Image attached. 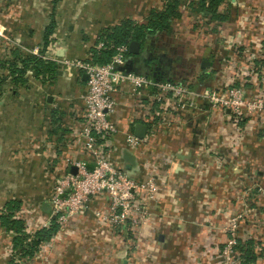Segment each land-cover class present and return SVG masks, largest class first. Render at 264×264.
<instances>
[{
	"label": "crops",
	"instance_id": "1",
	"mask_svg": "<svg viewBox=\"0 0 264 264\" xmlns=\"http://www.w3.org/2000/svg\"><path fill=\"white\" fill-rule=\"evenodd\" d=\"M173 2L177 15L139 41L129 69L195 92L234 85L252 95L264 88L257 82L264 73V0H228L213 17L198 0H0V264H217L226 227L239 214L240 264H264V113L236 123L205 101L173 111L145 93L132 96L126 85L112 95L119 132L99 143L133 179L156 181L148 225L132 232L102 224L95 213L108 198L100 194L56 239L30 257L15 255L16 234L5 219L30 234L48 218L52 187L72 173L71 161L91 166L78 138L87 80L62 61L87 60L103 31L142 24ZM248 56L257 77L248 75ZM136 124L147 127L145 142L130 151L124 136ZM124 151L136 157L131 170Z\"/></svg>",
	"mask_w": 264,
	"mask_h": 264
},
{
	"label": "built area",
	"instance_id": "2",
	"mask_svg": "<svg viewBox=\"0 0 264 264\" xmlns=\"http://www.w3.org/2000/svg\"><path fill=\"white\" fill-rule=\"evenodd\" d=\"M234 39V50L240 47L243 29H239ZM97 48L104 43L98 41ZM36 54V53H35ZM37 55V54H36ZM128 57V46L115 47V53L110 61L95 64L87 60H64L63 68H79L87 75V90L83 96L84 120L78 133L83 141V148L91 158V166L84 161H71L75 173L61 176L52 187L50 196V213L47 219L41 220L38 228H49L54 220L58 225L51 240L56 239L61 232L84 215L88 201L100 194L108 198V205L103 212H96L95 217L104 225L125 230H140L148 225L151 217L148 204L156 194V181L148 177L144 181H137L124 170H120L114 163L108 151L105 152L100 139L116 135L119 130L111 120L115 102L113 92L117 86L126 85L132 96L140 98L142 93L151 103L161 107L170 106L173 111L196 109L200 101H205L209 109L229 111L232 122L264 113V88H257L252 95H247L242 86L226 85L222 89L208 88L200 92L192 91L188 85L169 81L154 80L132 71L123 70ZM248 75L257 77L258 72L253 65L252 57L246 59ZM257 81V78H256ZM258 83H264V73ZM199 102V103H198ZM145 142L132 133H126L124 144L130 151H137ZM241 214L230 220L226 227L228 238L220 251V261L217 264H240L242 253L238 247V228ZM38 218V217H37ZM35 217H31L29 224L33 226Z\"/></svg>",
	"mask_w": 264,
	"mask_h": 264
},
{
	"label": "trees",
	"instance_id": "3",
	"mask_svg": "<svg viewBox=\"0 0 264 264\" xmlns=\"http://www.w3.org/2000/svg\"><path fill=\"white\" fill-rule=\"evenodd\" d=\"M227 1L228 0H198V4L201 10L206 11L213 17L216 16L218 6ZM174 3L175 2L167 5L164 11L152 14V16L145 20L142 24L137 25L131 21H124L113 29L103 31L99 35L98 39V41H102L104 43L103 47L99 49L93 48L88 59L95 64L107 63L114 55L115 47L119 45L128 46V44L133 40L143 42L148 36L165 30L168 19L177 15V5ZM32 61L37 62L38 59ZM51 64L52 63H48L46 68ZM38 72L39 71L36 69V73ZM47 72L51 71L47 70ZM22 74L23 71H20L18 78H20ZM243 120L240 122H243ZM5 221L6 224L7 222L9 224L7 228L16 234L14 239V249L16 250L15 255L19 258L32 256L37 251L38 246L45 241H49L58 229V225L54 220H52L49 228H38L35 233L30 236L29 233L24 231L20 222L11 220L9 222L6 219Z\"/></svg>",
	"mask_w": 264,
	"mask_h": 264
},
{
	"label": "water",
	"instance_id": "4",
	"mask_svg": "<svg viewBox=\"0 0 264 264\" xmlns=\"http://www.w3.org/2000/svg\"><path fill=\"white\" fill-rule=\"evenodd\" d=\"M140 47H141L140 42L135 41V40L131 41L128 44V54H129V56H131V57L132 56H137L139 54V52H140ZM123 70L133 71V70L128 68V59L126 61V65L123 68ZM137 74L149 77L148 74H146V73L137 72ZM84 75H85L84 77L87 80V75L86 74H84ZM227 112H229V111H227ZM146 132H147V127L144 124H136L135 127H134L133 135L135 137L139 138V139H142V138L145 137ZM123 159H124V161L127 164V167H126L127 170H131L133 167L136 166V157H135V155L132 152L124 151ZM75 171H76V169L73 168L72 169V173L74 174ZM45 207H47V209L49 210L47 205H45Z\"/></svg>",
	"mask_w": 264,
	"mask_h": 264
},
{
	"label": "rangeland",
	"instance_id": "5",
	"mask_svg": "<svg viewBox=\"0 0 264 264\" xmlns=\"http://www.w3.org/2000/svg\"><path fill=\"white\" fill-rule=\"evenodd\" d=\"M15 252H16V250H15Z\"/></svg>",
	"mask_w": 264,
	"mask_h": 264
}]
</instances>
